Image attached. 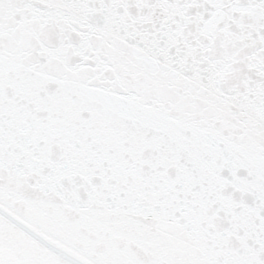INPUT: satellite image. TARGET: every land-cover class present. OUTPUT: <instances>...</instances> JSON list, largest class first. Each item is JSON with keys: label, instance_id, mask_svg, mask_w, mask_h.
I'll list each match as a JSON object with an SVG mask.
<instances>
[{"label": "snow or ice", "instance_id": "1", "mask_svg": "<svg viewBox=\"0 0 264 264\" xmlns=\"http://www.w3.org/2000/svg\"><path fill=\"white\" fill-rule=\"evenodd\" d=\"M0 264H264V0H0Z\"/></svg>", "mask_w": 264, "mask_h": 264}]
</instances>
